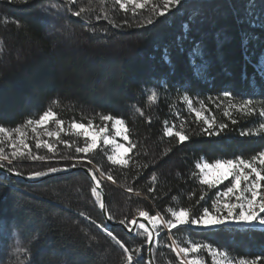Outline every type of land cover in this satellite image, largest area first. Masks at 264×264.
<instances>
[{"label":"trees","instance_id":"16d2710c","mask_svg":"<svg viewBox=\"0 0 264 264\" xmlns=\"http://www.w3.org/2000/svg\"><path fill=\"white\" fill-rule=\"evenodd\" d=\"M80 8L87 10L81 17L72 14ZM131 9L129 4L127 12L121 10L115 0H0V126L38 119L51 107L65 122L60 139L69 141V146L57 144L67 164L24 158L12 167L29 179L32 171L87 160L80 164L94 173L113 222L139 211L164 219L171 218L169 208L200 212L230 182L211 189L202 185L197 164L247 159L264 149V135H241L264 120L232 111L227 100L217 107L224 90L233 92V104L253 98L259 108L264 101V0H182L165 16L152 17L151 25L143 24L151 15L147 8ZM125 21L132 26L116 27ZM185 96L206 105L201 111L215 118V131L221 123L227 129L219 135L202 133L206 125ZM225 110L232 112L231 119ZM103 115L123 120L127 147L136 145L123 162H114L110 146L102 142L87 156L76 154L84 151L77 149L84 138L70 130L71 123L91 121L95 129L112 130L111 121L100 119ZM166 127L185 131L190 139L168 137ZM34 137L29 130L32 153L49 156L46 149L35 148ZM6 144L0 147L10 153ZM202 195L206 199L197 205ZM99 205L100 194L80 171L33 182L0 173V264H124L105 228L130 247L142 246L145 264L143 230L137 227L129 235L108 225ZM173 244L204 245L185 257L201 264H216L220 257L214 259L213 250L227 252L234 261L254 259L264 257V227L163 230L153 244L154 264H181Z\"/></svg>","mask_w":264,"mask_h":264},{"label":"snow or ice","instance_id":"6c2138e0","mask_svg":"<svg viewBox=\"0 0 264 264\" xmlns=\"http://www.w3.org/2000/svg\"><path fill=\"white\" fill-rule=\"evenodd\" d=\"M21 3H28L30 0H20ZM69 4L75 3V0H68ZM115 3L119 8L125 12L128 11V5H132L131 11L136 13L137 10L148 9L151 15L143 21L145 25H151L155 22L152 17H163L171 9L176 8L182 3V0H161L160 3H154L152 0H115ZM150 5V7H149ZM45 12L48 9H44ZM87 10L85 8H80L78 11L72 13L76 17H81ZM54 16H59V13H53ZM58 22V20L56 21ZM19 26V25H18ZM128 26L131 27L128 21L124 22V25H116V27ZM137 27L142 26L137 24ZM244 43H247L245 39ZM260 72L264 73V62L260 65ZM151 99H155V93L152 94ZM185 101L189 107H192V101L185 96ZM233 99V92L229 90L223 91V100L217 103V107H221L224 100L229 102V108L243 116L253 117L256 116L259 120H264V101L261 102L260 107H257L256 101L253 98L243 99L238 104L231 103ZM195 117L198 120H202L206 127L202 128V133L208 135H219L221 131L227 129L226 124H219V131H215L216 126L215 118L209 119L204 116L201 110L193 108ZM223 115L231 119L232 112L225 110ZM57 114L53 111L51 107L44 110L42 114L39 115L38 119H27L24 123L16 127H4L0 126V143L7 142L8 146L12 149L10 153L5 152L4 147H0V169L7 166V171L9 173H15L17 176L22 175L21 172L17 171L12 167L14 162L20 161L24 158L30 159L32 162H55V163H69L62 155H60L57 149V144L69 146V141L66 139H60L61 133L64 131L65 122L61 119L56 118ZM100 119L104 122H109L113 119L110 115H103ZM50 122L55 125V129H50ZM237 121L232 120V123ZM123 120L116 119L112 125L116 129V135H120L122 131L121 128L116 127L117 125H122ZM35 134V148L46 149L49 156L35 155L32 153V149L29 146L28 131ZM70 130L75 132L78 136L84 138L83 146H77L80 148H89L90 151L76 150L78 156H87V154L92 153L91 150L97 149L98 143L100 142L101 136L106 132V127H100L99 129H94L92 122L89 121L88 124L73 122L70 125ZM165 134L168 137L178 138L179 142H185L190 139V136L185 133V131H173V127H166ZM242 136H262L264 135V122L259 123L258 128H249L247 131L241 133ZM42 137H47L48 139H43ZM54 138V142L53 141ZM125 141L129 140V136L125 134L123 136ZM104 145L113 143L106 135L103 136L102 140ZM135 144L130 143L128 147L123 144L116 145V151L114 154L119 155L120 152L124 151L125 148L128 149V153L134 150ZM57 156L60 158L55 159ZM84 160L82 163H87ZM74 167L75 163L73 162ZM196 168L199 169L200 183L208 188H217L225 181L230 182V186L226 187V190L218 192L217 198L213 200L210 206H204L202 211L196 212L193 209L191 212L186 207H181L178 211L172 208L168 209L171 218L164 219L161 217V222L157 226L158 228L173 230L177 229L178 226L191 225L199 228L207 229H221L224 230L229 226H234L236 229L246 228L251 229L254 227H264V149L259 150L257 153L251 155L250 158H242L237 156L234 159H217L214 164L203 163L197 164ZM74 168H55L54 170L46 171H32L29 173V179H39L52 174L61 172H70ZM82 171L87 173L86 168H82ZM91 180V176H89ZM152 179H156L155 176ZM103 183V182H102ZM101 183V185H102ZM205 196H201L200 200L196 203L200 204V201L205 200ZM101 211L106 209V205L101 207ZM149 214V212H148ZM150 215V214H149ZM212 216L218 217V220L214 224L204 223V217ZM180 217V222L176 223L177 218ZM111 219V217H107ZM140 218H144V225L148 224V219L142 215L135 217L134 221L132 219H122L119 224L125 228V230L132 235L135 229L138 227L143 230L145 234L144 238L151 248L154 242L153 231L148 227L149 231L152 232V237L145 232V229L140 228V223L138 222ZM140 235V233H136ZM105 235L111 240L115 241L116 246L119 247L120 251L123 253L124 264H141L143 259V247H130L128 243L123 240L118 235H114L112 231H108L105 228ZM159 235V233H157ZM204 245L193 244L191 248L182 247L174 249L177 257L183 256L187 257L189 253L196 252ZM212 257H220L216 260V264H260V261L264 257L256 256L254 259H239L232 260L228 258L227 252H221L219 250H213L211 252ZM149 256H151V251H149ZM29 264H32L29 261ZM145 264H152L149 259ZM181 264H201L197 259H184Z\"/></svg>","mask_w":264,"mask_h":264},{"label":"rangeland","instance_id":"374dc122","mask_svg":"<svg viewBox=\"0 0 264 264\" xmlns=\"http://www.w3.org/2000/svg\"><path fill=\"white\" fill-rule=\"evenodd\" d=\"M192 104H193V107L192 108H195V109H198V110H205L207 108L206 105H204L203 103H201L199 100H193L192 101ZM115 120L116 119L111 120V128H112V130L110 129L111 130L110 131L109 129L106 128V132L102 134L101 139H100V142H102L103 136H105V135L109 139H111L113 141V143L108 144L110 146V158L114 162L120 163V162H123L124 157H125V154L128 151V149L125 148V150L122 151V152H120L119 155H116L114 153L116 151V145L117 144H123L125 147H127V145L125 143L126 141L123 139V136L126 134V130H125V127L123 126V124L122 125H117L116 127L121 128L124 131H122L119 136L116 135V129L112 126L114 124ZM49 128L54 130L55 129V125L50 122ZM0 138L3 140V137H0ZM42 138L43 139H48L47 137H42ZM53 140H54V138H53ZM8 148L10 149V152H11L12 149L9 146H8ZM89 149H90V147L89 148H84V151H87ZM75 161H83V159H78V160H75ZM203 163H207V162H205V161H201L200 162V164H203ZM214 163H209V164H214ZM101 176L103 178L105 177L103 174H101ZM105 178H107V177H105ZM139 212H141V215H147L148 216V220L150 221L151 226L155 229L156 232H161L163 230L167 231L166 229H162V228H158L157 227L160 224V222H161V216L160 215L150 216L147 213H145V211H139ZM180 219L181 218L178 217L177 220H176V223H179L180 222ZM217 220H218V217H212V216L204 217V223H206V224H214V223L217 222ZM140 226L142 227L143 225L141 224ZM143 228H145V227L143 226ZM178 248L179 247L177 245L173 244V250L174 249H178ZM179 259L182 261V260H184L186 258L183 257V256H180Z\"/></svg>","mask_w":264,"mask_h":264},{"label":"water","instance_id":"95a60500","mask_svg":"<svg viewBox=\"0 0 264 264\" xmlns=\"http://www.w3.org/2000/svg\"><path fill=\"white\" fill-rule=\"evenodd\" d=\"M73 162H74V161H73ZM75 163H76V164H75V167H74V165H72V166L69 167V168H74V169H73L72 171H70V172H77V171H80V172H82L84 175H86L88 178H89V176H91V180H90V179H89V180L91 181V183H92L94 189L100 194V197H101V207H103V206H104V203H105V196H104V194H103V192H102V190H101V188H100V186H99V184H98V182H97V179H96L95 176H94V173H93V172H92L87 166H85V165H83V164H80L81 161H75ZM82 168H86V169H87V173L84 172V171H82V170H81ZM0 173H2V174H6V175L11 176V177H17L19 180L27 181V182H33V181H38V180H39V179H35V180H34V179H26V178L22 177L21 175H20V176H17L15 173H9V172L7 171V168H5V167H4L3 169H0ZM61 173H68V172H61ZM56 174H57V173H56ZM52 175H54V174H52ZM50 176H51V175H50ZM46 177H48V176H46ZM43 178H45V177H43ZM43 178H41V179H43ZM104 178H105V177H104ZM101 213H102V216H103V218L105 219V221H106V223H107L108 225L115 226V227H119V228H121L124 232H126L127 234H129V233L125 230V228L119 224V222H113V221H111L110 219L107 218L106 210L101 211ZM145 213H146V212H145ZM138 215H141V212L135 213L131 219L134 221L135 217H137ZM142 216H144L146 219H148V216H147V215H142ZM138 222L140 223V225L142 224V225L145 227V229L149 232V237H150V238L152 237V232L149 231L148 227L153 231V236H154V241H155V238H156V236H157V233H160V232H156V231H155V229L151 226V223H150L149 220H148L149 223L146 224V225L143 224V222H145L144 218H140ZM140 225H139V226H140ZM136 229H137V228H136ZM136 229H135V231H136ZM135 231H134L133 234H135ZM133 234H132V235H133ZM153 244H154V242H153ZM153 244H152L151 248H149L148 244L146 245V247H147V260H146V261H148V260L150 259V260L152 261V264H154L153 259H152V248H153ZM149 251H151V256H149Z\"/></svg>","mask_w":264,"mask_h":264},{"label":"bare ground","instance_id":"6f19581e","mask_svg":"<svg viewBox=\"0 0 264 264\" xmlns=\"http://www.w3.org/2000/svg\"><path fill=\"white\" fill-rule=\"evenodd\" d=\"M72 166V165H71Z\"/></svg>","mask_w":264,"mask_h":264}]
</instances>
